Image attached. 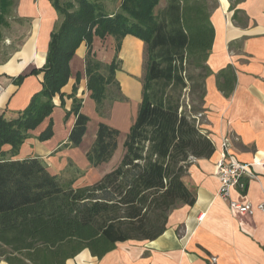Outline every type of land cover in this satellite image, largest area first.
Returning a JSON list of instances; mask_svg holds the SVG:
<instances>
[{
	"label": "trees",
	"instance_id": "trees-1",
	"mask_svg": "<svg viewBox=\"0 0 264 264\" xmlns=\"http://www.w3.org/2000/svg\"><path fill=\"white\" fill-rule=\"evenodd\" d=\"M49 1L59 24L50 33L45 62L13 79L20 84L27 75L42 73L41 88L16 117L0 114V256L9 264H65L85 248L101 257L117 242L159 236L174 208L195 202V191L185 180L193 160L214 152L202 127L205 78L214 74L224 97L231 95L236 82L231 64L216 72L207 65L214 40V0H166L161 9H156L160 0H118L115 10L100 0ZM229 1L235 19L241 0ZM13 4L14 0H0V27L8 25ZM127 35L143 42L141 100L117 165L92 183L74 185L76 175L51 173L39 156L18 158L29 131L46 118L36 138L52 137V98L58 94L64 106L61 89L71 76L69 61L82 42L86 89L97 115L106 117L112 90L119 93L112 101L123 100L116 72ZM108 36L114 42L113 56L103 62L95 57L92 42ZM79 79L77 73L66 95L72 103L64 119L70 114L75 119L62 147H77L90 120L76 96ZM119 134L107 122H98L86 152L91 166L112 158Z\"/></svg>",
	"mask_w": 264,
	"mask_h": 264
},
{
	"label": "crops",
	"instance_id": "crops-1",
	"mask_svg": "<svg viewBox=\"0 0 264 264\" xmlns=\"http://www.w3.org/2000/svg\"><path fill=\"white\" fill-rule=\"evenodd\" d=\"M214 2L215 7L210 11L214 40L207 65L216 72L231 64L236 82L231 95L224 97L216 87L214 74L205 78L202 127L213 142L214 152L209 158L194 159L189 167L185 180L195 191V202L174 208L167 217L165 230L154 239L117 242L101 257L93 256L85 248L65 264H211L212 257L216 258L215 264H264V0H241L235 6L240 10L235 19L229 0ZM6 20L8 25L0 27V114L13 118L41 88L42 73L27 75L20 84H15L13 79L44 64L50 33L59 24V18L49 0H14ZM6 27L12 31L10 34H6ZM92 45L98 60H111L114 47L111 36L94 37ZM142 50L143 42L139 38L131 35L123 38L119 57L124 59V64L116 72L123 100H114L109 116L103 118L95 112L94 101L86 89V47L82 42L69 61L71 76L61 89L65 94L64 106H60L58 94L52 98L55 104L50 115L52 137L44 141L36 138L46 127V118L29 131L31 136L20 146L17 157L39 156L51 173L76 175L75 185L92 183L117 165L123 153L122 143L141 100V85L136 75ZM128 51L133 54L129 56ZM77 73L80 79L76 96L82 99L81 111L90 120L77 147H62L75 119L73 114L66 120L64 116L72 103L66 95L71 93ZM123 81L134 83L138 90L125 91ZM110 114L118 120L110 121ZM101 120L117 128L122 138L108 162L91 166L86 152ZM225 139L229 153L249 163L254 174L251 179H243V188L235 187L231 191L232 199L251 204V213L232 209L229 201L219 195L215 163ZM4 148L8 149L9 145Z\"/></svg>",
	"mask_w": 264,
	"mask_h": 264
},
{
	"label": "built area",
	"instance_id": "built-area-1",
	"mask_svg": "<svg viewBox=\"0 0 264 264\" xmlns=\"http://www.w3.org/2000/svg\"><path fill=\"white\" fill-rule=\"evenodd\" d=\"M2 87L0 86V92ZM222 151L219 159L215 163V172L219 179V195L229 201L232 209L242 213H251L252 206L249 202H239L231 198V191L235 187H244V178L251 179L254 174L251 171L249 163L237 160L228 151V139L221 143ZM216 258H211V264H215Z\"/></svg>",
	"mask_w": 264,
	"mask_h": 264
},
{
	"label": "rangeland",
	"instance_id": "rangeland-1",
	"mask_svg": "<svg viewBox=\"0 0 264 264\" xmlns=\"http://www.w3.org/2000/svg\"><path fill=\"white\" fill-rule=\"evenodd\" d=\"M101 1V3L102 4H104V5H106L107 7H108V9L109 10H115V9H117V7H118V4H119V1L118 0H115L114 2H112V1H110V0H100ZM165 3H166V0H160V2H159V4H158V6L156 7V9H161L164 5H165ZM211 3H213V0H209V4H211ZM5 31H6V34H10L11 32H10V28L9 27H6L5 29H4ZM16 30V28H14V33L15 32H17V31H15ZM13 34V33H12ZM12 40V39H11ZM10 40V41H11ZM112 48L114 49V47H113V45H112ZM133 53H132V51H128V55L129 56H131ZM119 58H121V57H119ZM123 61V63H121V70H122V64H124V59L123 58H121ZM142 64H143V50H142V53H141V55H140V57H139V62H138V66H139V72H138V74L136 75V80H137V82H138V84H140L141 85V81H142ZM7 70L9 71V72H13L12 71V68H7ZM119 78H121V76L119 77ZM122 85H123V88H124V90L125 91H127V92H129V93H132L135 89H136V91L138 90V86L137 85H135L134 83H125L124 81L122 82ZM121 86V85H120ZM118 92L116 91V90H112V94L110 95V99L108 98L107 100H106V103H105V107H110L111 106V104H112V99H116L117 98V96H118ZM112 113V112H111ZM107 114H108V112H107ZM112 115L113 114H110V121L113 119V120H118V119H116V117L114 118V116L112 117ZM108 116H109V114H108ZM112 122H114V121H112ZM92 123L94 124V121H92ZM121 138H122V134H120V137H118V141H120L121 140ZM117 141V142H118ZM64 180V179H63ZM65 182V181H64ZM75 184H78L77 182L75 183ZM74 184V185H75ZM0 264H9V263H7L5 260H4V255H2V256H0Z\"/></svg>",
	"mask_w": 264,
	"mask_h": 264
}]
</instances>
